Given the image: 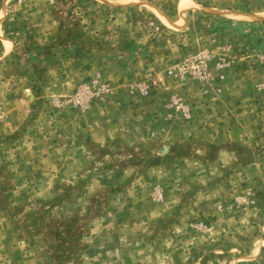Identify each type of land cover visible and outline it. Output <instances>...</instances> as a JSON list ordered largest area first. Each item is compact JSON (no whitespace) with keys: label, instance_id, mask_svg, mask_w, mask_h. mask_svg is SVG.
<instances>
[{"label":"rangeland","instance_id":"obj_1","mask_svg":"<svg viewBox=\"0 0 264 264\" xmlns=\"http://www.w3.org/2000/svg\"><path fill=\"white\" fill-rule=\"evenodd\" d=\"M136 1L118 3L153 14L128 8L118 28L159 51L154 82L103 77L110 92L84 111L70 103L84 84L0 87V264H264V0ZM111 5L0 0V24L31 52L44 15L63 52ZM226 21L252 36L218 31ZM196 52L206 77L166 75Z\"/></svg>","mask_w":264,"mask_h":264},{"label":"crops","instance_id":"obj_2","mask_svg":"<svg viewBox=\"0 0 264 264\" xmlns=\"http://www.w3.org/2000/svg\"><path fill=\"white\" fill-rule=\"evenodd\" d=\"M129 1L137 2L136 0ZM118 2L120 0H114L115 5H111L113 9L110 11H114V13L98 19L97 30L91 29L94 22L89 20L85 23L86 26L82 27L80 31L82 35L80 39H77L76 45L75 43L69 45L63 52H50L56 41V35H54L56 27H53V22L48 21L50 19L44 15L37 16L38 20L35 21V25L38 27H34L35 35H32L33 41L31 44L35 49L31 52L28 51L29 49L20 52L19 46H24L20 43L22 42L21 36L11 37L8 33H5L0 24V87H11L12 83L16 87L27 88V85H30L29 83H32V81H39V84L43 85L44 94L58 96L67 93L69 86L74 88L86 84L95 76L102 81H104L103 77H107L111 81L123 79V82H120L117 86L123 87V89L128 84L135 83L138 80L137 76L139 79L146 77L150 79V82H154L155 79L153 78L162 67L161 64H158L161 57L158 54L159 51H153L150 48H129L125 33L118 28V24H122L123 21L128 22L125 18L122 21V18L126 17L125 14L128 12V8L137 10L140 13L139 15L142 16H150L153 13L141 9V3H132L122 8ZM149 18L150 22L148 24L156 22V16L153 15L152 17L151 15ZM166 19L175 23L173 16H168ZM160 24L158 34H161L163 30ZM231 24L236 25L235 22H231ZM48 29H50V32ZM86 30H89V32ZM233 32L231 31L229 34L234 35ZM90 33L91 35L97 33L99 37L104 38V41L108 40L106 44L109 46L99 44L90 51L88 46L91 43L87 39V34ZM150 35L147 26L143 30L134 27L133 33L129 32V36L135 42L141 41L139 39H145V36L150 37ZM99 42L101 43L100 40ZM65 79L69 82L67 86H64ZM14 82L18 83L15 84ZM110 86L114 87L111 84Z\"/></svg>","mask_w":264,"mask_h":264},{"label":"built area","instance_id":"obj_3","mask_svg":"<svg viewBox=\"0 0 264 264\" xmlns=\"http://www.w3.org/2000/svg\"><path fill=\"white\" fill-rule=\"evenodd\" d=\"M209 58L201 52H196L189 55L182 63L175 67L166 69V75L175 77L182 81L186 76H197L198 79L206 77L208 74L206 70V63ZM110 88L107 83L95 76L88 83L74 91L70 97L71 105L79 110L84 111L90 106L92 101H101L108 93ZM171 107L178 110L183 117L187 114L185 109L176 101H171Z\"/></svg>","mask_w":264,"mask_h":264},{"label":"trees","instance_id":"obj_4","mask_svg":"<svg viewBox=\"0 0 264 264\" xmlns=\"http://www.w3.org/2000/svg\"><path fill=\"white\" fill-rule=\"evenodd\" d=\"M236 25L238 26V23H236ZM223 26H224L223 29L218 30V31L228 32V34H229V32L234 31L233 33H234L235 36H242L243 35V36L247 37V35H251V34H248L246 32L241 33L242 31L236 30L238 28L235 27V26H233V24H231V22L230 23L229 22L227 23V21H226V22H224V25ZM252 32H254V30H252Z\"/></svg>","mask_w":264,"mask_h":264}]
</instances>
